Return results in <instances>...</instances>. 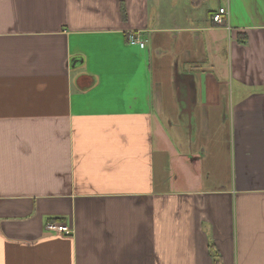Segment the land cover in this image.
Returning a JSON list of instances; mask_svg holds the SVG:
<instances>
[{
	"label": "crops",
	"instance_id": "obj_1",
	"mask_svg": "<svg viewBox=\"0 0 264 264\" xmlns=\"http://www.w3.org/2000/svg\"><path fill=\"white\" fill-rule=\"evenodd\" d=\"M0 264H264V0H0Z\"/></svg>",
	"mask_w": 264,
	"mask_h": 264
},
{
	"label": "built area",
	"instance_id": "obj_2",
	"mask_svg": "<svg viewBox=\"0 0 264 264\" xmlns=\"http://www.w3.org/2000/svg\"><path fill=\"white\" fill-rule=\"evenodd\" d=\"M226 14V10L224 8H219L218 12L215 13L212 16V19L214 22L221 24L223 22L224 15ZM127 42L131 45H137L140 48H144L146 40L143 39L138 32L131 31L127 33ZM46 228L49 231L55 232V233H62L69 235L72 232V229L70 226L63 224V223H48L46 225Z\"/></svg>",
	"mask_w": 264,
	"mask_h": 264
}]
</instances>
